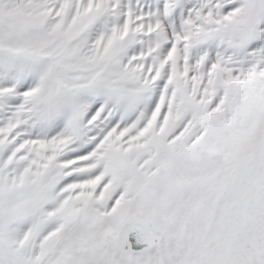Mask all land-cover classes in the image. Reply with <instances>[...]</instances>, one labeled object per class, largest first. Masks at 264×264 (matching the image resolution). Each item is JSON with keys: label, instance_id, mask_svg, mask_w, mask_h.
Segmentation results:
<instances>
[{"label": "snow or ice", "instance_id": "snow-or-ice-1", "mask_svg": "<svg viewBox=\"0 0 264 264\" xmlns=\"http://www.w3.org/2000/svg\"><path fill=\"white\" fill-rule=\"evenodd\" d=\"M0 264H264V0H0Z\"/></svg>", "mask_w": 264, "mask_h": 264}]
</instances>
